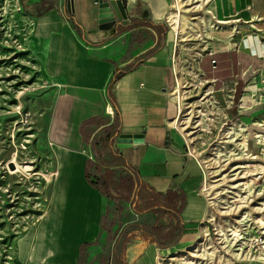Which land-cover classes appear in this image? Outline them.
Segmentation results:
<instances>
[{
  "label": "crops",
  "instance_id": "0c3cea01",
  "mask_svg": "<svg viewBox=\"0 0 264 264\" xmlns=\"http://www.w3.org/2000/svg\"><path fill=\"white\" fill-rule=\"evenodd\" d=\"M27 3L33 14L29 16L33 24L29 51L38 64L39 79L49 85L40 94L44 139L35 143V150L52 173L49 207L39 218L43 219L40 226L50 228L52 242H46L35 258L27 253L20 259L16 249V263L78 264L84 247H88L87 253L95 242H102L107 199L90 180L106 168L129 174L135 168L141 179L161 194L175 187L182 189L185 205L181 219L186 233L168 250H184L193 244L189 241L207 212L201 192L203 167L187 151L186 139L173 125L184 83L178 71L191 67L197 75L194 80L205 83L208 93L197 99L198 106L215 125L236 120L247 124L249 131L264 132V0H207L201 9L194 6L199 9L195 22L189 15L177 14L176 24L169 18L174 14V0H123L127 21L116 19L106 27L99 23L101 7L96 0ZM183 16L190 17L192 24H186ZM202 22L208 23L206 34L215 40L202 48L198 42L175 41L172 27L180 29L183 39L195 23ZM211 24H217V29ZM232 25L240 26L241 34L227 46L224 41ZM177 45L180 62L174 56ZM206 49L214 55H204ZM206 103L211 107L203 106ZM89 118L97 120L83 126ZM117 122L114 141L101 147L100 155L109 164L114 163V155H120V165L99 164L87 177L85 164L94 160L90 140ZM83 131L88 138L83 137ZM120 133H144L143 142L119 147L118 142L131 141L120 138ZM132 205L122 203L123 209H116L121 218L112 229L105 264H112L116 238L127 224L155 222L154 214H139ZM158 222L168 230L176 219L165 214ZM168 254L136 230L125 245L124 260L125 264H158L157 255Z\"/></svg>",
  "mask_w": 264,
  "mask_h": 264
},
{
  "label": "rangeland",
  "instance_id": "374dc122",
  "mask_svg": "<svg viewBox=\"0 0 264 264\" xmlns=\"http://www.w3.org/2000/svg\"><path fill=\"white\" fill-rule=\"evenodd\" d=\"M27 1L18 0L20 8L29 16H33L32 8ZM12 4L14 3L11 0H0V8L6 7L5 16L0 18V21L4 20L0 23V27H6L5 29L0 28V264H17L16 242L18 238L24 236L30 226L35 225L38 228L41 225L43 219L39 218L49 207L48 192L51 183H47V180L52 179V173L49 172L51 170L42 164L43 156L35 150V143L44 139L42 128L44 119L39 120L40 94L49 88V85L46 81L42 82L39 79L38 64L35 60H32L29 51L28 38L33 25L32 19L21 18L20 14L13 11ZM4 31H7V35ZM16 39L22 43L24 50L21 54L13 55V52L16 51L15 42L13 41ZM6 41H9V47L6 46ZM186 79L185 76L184 80ZM19 90H23V93L18 97L17 92ZM195 91L192 90L190 92L191 97L186 99L185 97L182 99V93L181 96H178L179 109L173 117L175 119L173 125L180 130L183 138L187 141L189 149H193V154L200 161L204 170V182L209 181V184H213L212 186L206 185L207 190H201L203 196H206L207 201L214 205L217 210L226 211L228 205L231 204L230 201H233V199H230L233 194L223 195L225 196L223 200L218 196L221 186L227 187L230 183L228 179L229 174H231L230 165L235 161L252 160L242 156L240 159H232L229 163H224L223 166L213 164V167L212 164H207L203 160L205 157H210L208 156L209 153H212L216 144H219L222 140L225 128L236 120H229L221 126L215 125V122L210 120V116L204 115L206 111L201 110L202 107L198 106L200 103L197 101L198 96L194 95ZM185 102L186 104H184ZM203 106L207 109L211 107L208 103ZM47 109L48 102L44 103L43 111L45 114ZM39 125L41 128H39ZM251 127L248 126V128ZM249 135V141H251L252 134ZM25 138L29 139L28 143L25 142ZM251 146L252 152L259 157V160L257 158L254 163L264 162L260 147L253 145V143ZM14 153H18V156ZM13 158L15 162H13ZM8 160L7 170L5 168ZM22 160H32L33 162L22 163ZM10 164H12V167ZM15 164L19 169H16ZM250 167L254 168L253 165ZM260 176V179L256 180V186H264V173ZM9 184L13 187L10 188V191H12L10 194H13L10 197H8L9 192L6 191ZM32 187L37 188L38 193L36 192L33 195L30 193L31 191H27V188ZM14 192L16 193L14 194ZM255 196L256 194H253L247 202L241 204L246 205L245 210H251L256 203H260L264 199V191L262 196L256 197L257 199H254ZM12 197H14L13 201H11ZM219 199L221 200L220 203H218ZM251 199L252 201H250ZM211 206H208V210L212 216L207 215V217L209 219L213 218V222L216 221V224L224 227L225 221L220 222L215 218V214L210 209ZM20 208H24L23 211H20ZM116 209L117 201L107 200L103 211L105 217L102 220L99 238L102 242H95L87 253L85 251L88 250V247H84L79 253L78 264L106 263L107 253L111 247L112 229L121 218V213L116 212ZM198 235L199 227L189 242H196ZM211 238L215 242L216 238L212 234ZM211 238L209 237V239ZM168 253H173V250H167Z\"/></svg>",
  "mask_w": 264,
  "mask_h": 264
},
{
  "label": "bare ground",
  "instance_id": "6f19581e",
  "mask_svg": "<svg viewBox=\"0 0 264 264\" xmlns=\"http://www.w3.org/2000/svg\"><path fill=\"white\" fill-rule=\"evenodd\" d=\"M11 1L14 3L12 4V7H14L13 11L20 14L21 18H26V19L30 18L27 13L21 10L18 0H11ZM178 3H179V6L182 7L183 9L188 4V2L184 0H179ZM190 3H192V1ZM5 13H6V7L3 6L0 8V18L4 17ZM177 16H178L177 14H170L169 18L173 20L174 23L176 24ZM182 18H184V22L186 24H192V22L190 21V17L183 16ZM3 21L4 20L0 21V23ZM0 28L5 29L6 27H0ZM4 33H6L7 35V31H4ZM13 42H15L14 45L16 49V51L14 50L15 52H13L14 53L13 55L21 54V52H23L24 50L22 43H20V41L18 42L17 39L14 40ZM6 46L9 47V41H6ZM184 89L185 87L182 84L181 86V93L183 96L182 99L185 97ZM22 93H23V90H19L17 92V96L18 97L21 96ZM184 104H186V102ZM182 128L185 129L184 127ZM250 133L252 134L251 141H249L250 137H248ZM25 142L28 143L29 139L25 138ZM252 143L253 145L255 144L260 147L261 149L260 151L262 152L261 157H262V160H264V132L249 131L243 123H241L240 121H236L235 123H232L225 128V131L223 132L222 140L219 142V144H216V146L213 148V152L209 153L208 156L210 157L208 158L205 157L203 159L205 162H207V164H212V167H213V164H215V166L217 165L223 166L224 163H229L230 160L232 159H240V157L242 156H246V158H249L250 160H252V161H245V162L235 161L233 164L230 165L231 174H229V178H228L230 183L227 185V187L223 185L221 186L222 188L220 189L219 196H218V198L223 200L225 198V196L223 195L232 193L233 197L231 196L232 198H230V199H233V201L232 200L230 201L232 205L229 204L228 205L229 207L227 208V210L226 211L222 210V211H224L225 213L238 211L239 215L235 217L234 220L225 219L226 221L225 226L222 227L216 224L215 223L216 221L213 222L214 221L213 218L209 219L207 217V215L212 216L209 210H207L206 218L209 220H212L213 225L215 224L214 230H215V236H216L217 242H228L229 244L234 243V242H243L244 241L243 234L245 232V230L243 229L246 228L247 224L250 227L251 226L254 227L256 230H258V232L264 233V213H263L264 212V199H262L260 203H256L253 209H251V210L256 211V213L254 214L251 212V210L244 209L246 205H241L242 203L247 202V200L250 199L249 197H252L253 194H256L255 197L262 196L263 191H264V186L255 185L256 180H258V178L260 179L261 177L260 175L264 173V162L254 163V161L257 158L259 160V157L258 155H255L252 152L253 150L251 146ZM17 154L14 153V155L18 156ZM13 162H15L14 158H13ZM27 162H33V161L32 160H26V161L22 160V163H27ZM251 165L254 166L253 169L250 167ZM15 166H16V169H19L17 164H15ZM50 182L51 180L48 179L47 183H50ZM209 183H210L209 181L208 182L205 181L203 183L202 189L207 190L208 188L206 187V185H210V186L213 185ZM32 189L37 191V188L35 187H32ZM220 194H222V196H220ZM220 199L218 203L221 202ZM250 201H252V199ZM49 212H51V210ZM207 235L208 233H206L205 226L203 225L201 227V235L198 237L196 241V242H202V243H199L196 246L197 249L190 250L191 255H188V256H196L197 258L204 259V261L212 258V250H210V248L208 247L209 244L207 242H210V241L214 242V241L209 239ZM51 239H52V232L48 226L46 227H44V225L40 226L38 230H36L34 226H31L29 231L21 238H18L16 242L19 258L20 259L24 258L27 253H29L31 258H35L39 249L43 247V245L46 244V242H52ZM176 260L184 264H203V261L197 262V260L194 259L193 257H183V256L176 257ZM218 261H220V258L218 259Z\"/></svg>",
  "mask_w": 264,
  "mask_h": 264
},
{
  "label": "trees",
  "instance_id": "16d2710c",
  "mask_svg": "<svg viewBox=\"0 0 264 264\" xmlns=\"http://www.w3.org/2000/svg\"><path fill=\"white\" fill-rule=\"evenodd\" d=\"M112 81V80H111ZM110 88V83H109ZM97 118H89L83 122H96ZM118 122L105 126L101 132L90 140L94 160H87L85 174L89 177L91 168H98V165H120V155L113 156V164L100 155V148L111 143L115 139ZM83 137L88 138L83 131ZM133 174L123 173L117 168H106L90 184L101 196L107 200L117 201V211L123 209L122 203L133 204L135 212L139 214L150 213L155 215V222H134L127 224L117 236L112 250V264H125L124 249L126 243L138 230L144 240L155 243L161 249H171L179 243V240L186 233L184 221L181 219V212L185 205L184 193L180 188H171L165 194L157 192L154 188L144 182L137 169L132 168ZM115 193V194H114ZM165 214L176 219V223L168 230L158 220ZM114 238V236H113Z\"/></svg>",
  "mask_w": 264,
  "mask_h": 264
},
{
  "label": "built area",
  "instance_id": "2783aa9c",
  "mask_svg": "<svg viewBox=\"0 0 264 264\" xmlns=\"http://www.w3.org/2000/svg\"><path fill=\"white\" fill-rule=\"evenodd\" d=\"M96 1L99 2L98 0H96ZM100 1L104 2L107 0H100ZM121 1H123V0H121ZM174 1H175V6L172 7V11H173L172 13L178 14V15L180 13L188 14L191 17V19L195 22V15L194 14H195V12H198L199 9H201L202 7H200L199 9H196V7L194 8V5H200L201 6L207 0H191L192 3H190L191 1H189V0H184V1L188 2V4L185 6L184 9L179 6V3H178L179 0H174ZM187 9H189V10H187ZM99 23L102 27L108 26V24H106V23H101L100 19H99ZM216 25L211 24V26L210 25L209 26L214 28V29H217L218 26H216ZM172 28L174 30L175 41L179 42V43L180 42H198L199 47L202 48V47H204V44H206L207 41L215 40V38L210 37L209 35L206 34V32H207L206 30L208 28V23H206V25H205L202 22L201 25H198V26H197V23H195L194 28L191 29L190 31H187L186 37L183 39H181L180 29L174 28V27H172ZM240 34H241L240 26L232 25L229 29V34H228L229 37L226 41H224V43L227 46H230V42L232 41V38L234 36L240 35ZM179 52H180L179 47L177 45V50L174 53L176 62H180ZM204 55L212 56V55H214V51H212L211 49H208V50L206 49V53ZM203 56H201V57H203ZM210 61H211V63H215V59H211ZM178 76L180 78L182 76L185 78V76H186V78H187L186 80H184V83H183V85L185 87V89H184L185 99L187 97H191L190 92L192 90H196L194 92V95L198 96L199 99H202V96H204L208 93V91H206V87H204L205 83H202L201 80H199V78H197V81L194 80V77H197V75L193 72L191 67H187L185 72L184 71H181V72L178 71ZM197 89H199V90H197ZM201 89H202V91H201ZM200 93H201V96L198 95ZM109 112H111V111H109ZM187 151L191 155L193 154V149L192 150L189 149L188 146H187ZM8 163H9V160L6 162V168L5 169H7ZM8 186H9V188L8 187L7 188L5 187V188L7 189L6 191L9 192L8 197H10L11 195H13V194H10V192H12V191H10V188H13V187L10 184ZM27 189H28L27 191H31L30 193L33 195L37 192L36 190H34L32 188H27ZM15 193L16 192H14V194ZM204 197L206 200V212H207V210L209 209L208 206H211L212 204H210V202L207 201L206 196H204ZM255 198L256 197H254V199ZM13 200H14V197L11 198V201H13ZM23 209L20 208V211H23ZM210 209L215 214V218L220 222L225 221V219L234 220V218L239 215L238 211L237 212H229V213H225L224 211H219L215 208L214 205H212ZM251 212L253 214L256 213V211H254V210H251ZM225 223H226V221H225ZM203 225L207 229V233H208L207 236L211 238V234H212L214 236V238H216L213 222H212V220H209L206 218V213H205L202 221L200 222L199 235L197 236V239L201 235V226H203ZM243 230H245V232L243 234V237H244L243 242H234V243L229 244L228 242H217V239H215V242H207L209 244L208 247L210 248V250H212V258L211 259L204 261V259L197 258L196 256H188V255H191L190 250L197 249L196 246L199 243H202V242H194L193 244H191L190 246H188L187 248H185L184 250H182L180 252H174V253H171L168 255H161V256L157 255L158 264H184V263H181L178 260H176V257H182V256L183 257H193L194 259L197 260V262L203 261V264H264V233L258 232V230H256L252 226L250 227L248 224L246 225V228ZM219 255H220V257H219ZM219 258H220V261H218Z\"/></svg>",
  "mask_w": 264,
  "mask_h": 264
},
{
  "label": "water",
  "instance_id": "95a60500",
  "mask_svg": "<svg viewBox=\"0 0 264 264\" xmlns=\"http://www.w3.org/2000/svg\"><path fill=\"white\" fill-rule=\"evenodd\" d=\"M99 1L100 8V22L106 23L108 26H112L115 23V19L119 21H127L125 13V6L121 0H107ZM119 137L122 139H131L130 142H118L117 146L125 148L131 147L137 143L143 142L144 133H120ZM12 167V164H10Z\"/></svg>",
  "mask_w": 264,
  "mask_h": 264
}]
</instances>
